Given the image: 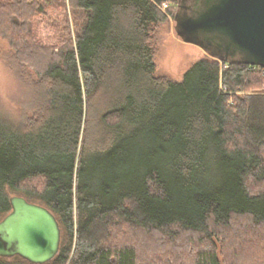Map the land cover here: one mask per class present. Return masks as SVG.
<instances>
[{
  "label": "trees",
  "instance_id": "obj_1",
  "mask_svg": "<svg viewBox=\"0 0 264 264\" xmlns=\"http://www.w3.org/2000/svg\"><path fill=\"white\" fill-rule=\"evenodd\" d=\"M178 1L70 0L69 15L65 0L0 1L5 65L27 93L19 120L0 110V219L4 188L32 182L24 198L60 227L44 264H141L139 241L183 251V233L196 237L191 264H264V94L237 96L264 70L210 56L180 80L157 76L155 31ZM48 12L67 39L38 35ZM239 219L249 236L234 254ZM125 228L133 242L115 239Z\"/></svg>",
  "mask_w": 264,
  "mask_h": 264
},
{
  "label": "water",
  "instance_id": "obj_2",
  "mask_svg": "<svg viewBox=\"0 0 264 264\" xmlns=\"http://www.w3.org/2000/svg\"><path fill=\"white\" fill-rule=\"evenodd\" d=\"M174 20L178 36L210 56L264 69V0H179ZM8 200L10 211L0 219V257L52 260L60 244L55 216L22 196Z\"/></svg>",
  "mask_w": 264,
  "mask_h": 264
},
{
  "label": "rangeland",
  "instance_id": "obj_3",
  "mask_svg": "<svg viewBox=\"0 0 264 264\" xmlns=\"http://www.w3.org/2000/svg\"><path fill=\"white\" fill-rule=\"evenodd\" d=\"M65 6L69 15L70 10L72 11L70 0H65ZM60 7L61 6H59L58 9L62 8ZM165 8H167V5L162 6V9ZM169 10L172 14H174L175 10L177 12L176 3L171 4ZM50 12H48L46 19L42 17L37 21V23L39 24L38 35L43 36V38H47V41H49L48 43L51 44L53 40L61 41L63 39H67L68 33L63 31V28H65V23L60 20L59 15H57L56 12H54L53 14H51ZM75 12L76 15L73 17V21L71 20L72 16L68 18L70 23V33L72 34L71 38L75 33V28H77L83 20V16L81 15V13L77 11ZM155 32V44L157 50L155 57V74L157 76H164L173 80H180L183 73L191 66V64L202 58H210V55L205 52L200 46L194 43L186 42L182 38H180V36H178L175 31V20L171 15H169L164 23L160 24L157 27V30ZM2 34L9 35V32L0 33V110L8 119L16 121L20 119V103H22V101L26 99L27 93L22 85H20L14 77L13 70L5 65L4 56L7 52L10 51V47L7 40L8 36L6 35V38ZM261 82L262 81H260L257 77H253L245 87L237 91V96H244L250 93L264 94V83L262 85ZM38 184L39 181L35 183L36 186ZM26 187L32 188L34 186L32 185V182L27 183L25 185H22L19 191H13L8 187H5L3 192L8 198L13 195L25 197V194H23L22 190ZM34 203L39 204L38 202ZM236 224L239 229L243 227L239 235L243 234L244 236L242 235L238 239L233 240L232 244L230 243L232 245L231 248L234 254H237L234 252V247L237 246L240 241L244 242L248 235V232L244 231V227H248V224L244 219L237 220V222H235L233 225ZM123 232V236L120 234V232H118L117 238L115 239L121 241L124 239V241H126V238L129 237L127 242H133L131 240L132 235H134V233H132L133 231L131 229L125 228L124 230H122V233ZM191 238V236L185 233L179 235V242L184 241L185 243H193L194 241V244L191 248L188 247L186 248V250L184 249L183 251H181L180 249H174L173 247L168 246L170 242L167 241L166 238L164 239V242L160 244L158 242V240L160 239L157 236L150 235V238H145L143 242L139 241L141 250L138 252V259L140 260L141 264H191L194 259L192 249H196L197 247L195 246L196 237H194L195 240ZM129 239L131 241H129ZM150 239H152V241ZM189 240H191L192 242ZM153 241H157L158 244L154 243ZM223 242L226 245H228L229 243V241L227 240H224ZM245 243L246 241L243 244ZM226 245L224 246L226 247ZM245 246L246 245H244V248ZM242 252L244 251L242 250ZM227 263H229V260L227 261ZM245 264L247 263L245 262Z\"/></svg>",
  "mask_w": 264,
  "mask_h": 264
},
{
  "label": "built area",
  "instance_id": "obj_4",
  "mask_svg": "<svg viewBox=\"0 0 264 264\" xmlns=\"http://www.w3.org/2000/svg\"><path fill=\"white\" fill-rule=\"evenodd\" d=\"M264 70V69H263ZM264 72V71H263Z\"/></svg>",
  "mask_w": 264,
  "mask_h": 264
}]
</instances>
